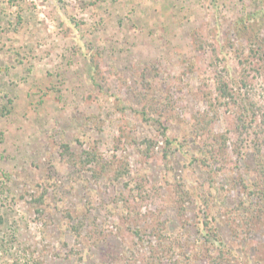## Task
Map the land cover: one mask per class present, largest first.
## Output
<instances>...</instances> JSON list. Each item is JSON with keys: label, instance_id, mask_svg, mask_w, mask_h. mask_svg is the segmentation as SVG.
Returning <instances> with one entry per match:
<instances>
[{"label": "rangeland", "instance_id": "374dc122", "mask_svg": "<svg viewBox=\"0 0 264 264\" xmlns=\"http://www.w3.org/2000/svg\"><path fill=\"white\" fill-rule=\"evenodd\" d=\"M260 132L264 0H0V264H264Z\"/></svg>", "mask_w": 264, "mask_h": 264}, {"label": "trees", "instance_id": "16d2710c", "mask_svg": "<svg viewBox=\"0 0 264 264\" xmlns=\"http://www.w3.org/2000/svg\"><path fill=\"white\" fill-rule=\"evenodd\" d=\"M223 87H224V88H222L223 89V92H221L222 93V95H221L222 97H224L225 96L224 93H226V91H225V89H226L225 88V85ZM219 88H220V86H219ZM239 99H240V102L241 103L244 102L241 96L239 97ZM256 136H257V140L259 142V145H258V148H257V153L258 154H257V169H256V171L261 172L263 170V166H264V153H261L260 152L261 151L260 150V147H261L260 145H262L264 143V132L257 133ZM257 195H258L257 196V199L259 201L258 208H260L261 206L264 205V190L258 188L257 189ZM201 223H204L205 225L210 224L209 227L212 226V221H210V219L209 220H207V219L202 220L201 219Z\"/></svg>", "mask_w": 264, "mask_h": 264}]
</instances>
